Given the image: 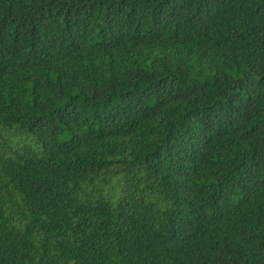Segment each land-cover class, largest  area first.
<instances>
[{"label": "trees", "instance_id": "trees-1", "mask_svg": "<svg viewBox=\"0 0 264 264\" xmlns=\"http://www.w3.org/2000/svg\"><path fill=\"white\" fill-rule=\"evenodd\" d=\"M0 264H264V0H0Z\"/></svg>", "mask_w": 264, "mask_h": 264}]
</instances>
